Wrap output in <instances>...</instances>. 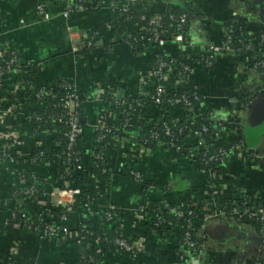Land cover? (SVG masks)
I'll return each instance as SVG.
<instances>
[{
	"label": "crops",
	"instance_id": "obj_1",
	"mask_svg": "<svg viewBox=\"0 0 264 264\" xmlns=\"http://www.w3.org/2000/svg\"><path fill=\"white\" fill-rule=\"evenodd\" d=\"M83 1V11L72 12L68 19H64L62 13L68 2L74 5L75 0H2L0 41L9 44L27 63L42 67L27 77V85L39 88L66 81L86 96L83 104L86 124L82 126V139L85 147L90 148L96 134L92 126L104 108L103 100L109 96L137 95L139 74L149 71L157 58L175 53L178 45L170 43L154 47L144 55H135L133 49L108 27L118 15L120 0L115 6L107 0L102 5H99V0ZM122 2L123 8L135 5L152 15L186 5L193 16L189 20L184 53L199 57L207 55L210 47H217L226 41L224 22L231 16L246 21L249 35L264 31V0ZM43 3L51 17L49 21L38 20L36 15L37 6ZM89 40L92 46L83 48ZM252 49L243 55L217 53L211 69L193 65L190 88L205 98L198 106L200 112L233 123L236 131L232 140H242L244 155L230 152L224 158L219 173L214 172L217 177H212V172L210 175L202 171L199 162L181 157L173 150L154 151L151 156L139 161H128L115 150L108 152V165L116 172L111 180L103 181L105 195L90 212L84 208L74 209L69 227L75 230L78 221L84 219L94 231L103 221V212L114 207L121 212L124 235L143 241V254L139 253L136 257L106 255L104 260L113 264H132L134 261L136 264H252L253 261L264 264V248L259 232L247 221L205 217V224L198 235L204 252L195 262L196 257L178 241V233L168 235L148 230L138 224L135 215V209L153 201H166L177 207L192 205L196 201L204 204L206 214H210L216 206L228 202L247 198L257 205L256 200L264 199V75L257 71V67L253 68L258 56L254 55L255 47ZM9 93L6 90L2 95L8 97ZM248 94L254 95L251 104L239 105L242 96ZM15 95L20 98L22 93ZM27 113L9 120V124L20 137L18 149L27 161L23 169L47 180L50 177L47 165H33L29 160L38 148L37 141L39 150L50 153L58 146L56 138L60 134L34 138L26 122ZM174 114L179 119L183 118L181 111ZM0 129L5 127L2 125ZM212 143L230 148V140L222 130L214 133ZM129 164L144 175L143 182L122 176V166L126 168ZM14 168L0 166V264H79L81 252L74 242L43 238L33 227L10 220V211L29 210L27 203L11 194V187L17 189L19 183L17 175L12 173ZM55 172L59 171L52 168V174L55 175ZM221 172L228 176H223ZM59 184L61 182L55 179L53 186L57 188ZM72 188L80 190L79 184H73ZM41 198L36 210L53 209L59 205V200L63 201L61 207L70 206L74 201V196L66 192L56 197Z\"/></svg>",
	"mask_w": 264,
	"mask_h": 264
},
{
	"label": "trees",
	"instance_id": "obj_2",
	"mask_svg": "<svg viewBox=\"0 0 264 264\" xmlns=\"http://www.w3.org/2000/svg\"><path fill=\"white\" fill-rule=\"evenodd\" d=\"M118 1L119 0H107L106 2L115 6ZM103 2L105 3V0L98 1V3H100L99 5H102ZM77 3L78 1L74 4ZM120 4L118 15L112 23V32L113 34L123 36V41L131 44V48L135 55H144L149 51L148 48L151 45V38L143 33V28L147 26V20L152 14L143 10L139 6L135 7V5L129 6V9L123 12L122 9L124 6L122 5V0H120ZM186 8V5L173 7L170 13L164 15L162 18L161 28L169 30L174 34H187L188 27L178 30L177 24L170 19L171 15L176 18L185 15L189 22L193 15L190 10ZM143 17H146V20H142ZM224 28L227 35L230 36L232 40L235 54L243 55L248 52L251 48L250 46L253 45L255 47L254 55L258 56L254 63L259 65L264 61V31L259 32L254 36L249 35L246 29V21L237 16H231L226 20L224 22ZM225 39H227V37ZM88 43L92 46L90 40ZM253 46L252 48H254ZM186 56L187 54L179 52L175 54V58L179 64L178 70L180 71H183L184 67H186L182 62ZM165 58L166 57L157 58L154 62V66L161 61H165ZM9 61L10 58H0V82L6 77L5 73L7 72V64ZM257 69L259 73L264 74L263 68L258 66ZM28 71L31 75H34L36 73V66L29 63ZM168 84L172 85L173 81L166 82L163 85L166 86ZM63 86L64 82L61 81L56 86H46L42 88L45 91H51V93L57 95L56 99L50 100L45 98H42L41 100L37 99L41 88L25 92L24 95L28 97L32 103H41L45 100L51 103V107L40 115L43 122L54 124L56 126L63 125V123H59L57 120H67L66 114L58 103L60 99H63L69 93H73L74 90L72 86L69 88H63ZM152 92L155 93V88L152 89ZM187 93H185L186 96L190 97V100H194L191 92ZM179 94L167 92L162 97V103L160 105H154L150 98L145 99V103L142 105H138L135 104V102L139 100L136 95L128 96V104L133 105L136 110L134 115L128 114L127 116H124L120 119L118 125L108 123L106 128L107 132L101 130L97 131L94 144L90 148H86L83 139H80L75 148L76 155H74L73 158L81 159L83 170L78 174L76 173L74 176L65 178V180L70 182V186L73 184H79L81 189V194L78 197L77 203L74 205V209L78 210L85 207L95 208L98 206L99 200L105 195V190L102 186L94 187V179L92 178L107 181L110 167L106 156L108 152L115 150L119 144L126 141L128 142V147L145 151H158L162 149L170 150L177 146L188 151L191 150L192 154L200 163V169L202 171L219 173L224 158L230 153L228 149L240 146L242 140L237 138L232 140V126L230 123L219 121L210 113H203L198 116L190 112L186 106L170 104L169 102L177 99ZM77 95L79 96V103L81 105L76 112L79 117V124L84 126L86 122L84 121L83 103L86 101V96L79 91L77 92ZM253 99L254 95L252 94L243 95L239 101V105L247 106L251 104ZM111 102L112 97L109 96L105 98L104 106H109ZM176 111H181L183 118L179 119L175 117L174 113ZM167 129L171 132V136L167 135ZM219 130H222L225 133L226 138L230 140V148L227 149L224 146L220 147L212 143L214 133ZM131 136L135 137L133 142L129 141ZM196 136H199V138L207 143L204 150H199L198 144L194 143V141L187 140L188 138H194ZM56 141H58V146L52 149L50 153H46L43 150H36L29 160L30 163L39 166L42 164H54L59 170H62L61 162L66 159L67 150L63 144L62 135H58ZM173 145L175 147H173ZM236 152L237 154L239 153L238 151ZM222 153H226V155L222 156ZM180 156L188 159L186 153L181 154ZM213 157H215V159H212ZM132 171H136L135 166L129 164L126 168L124 167L121 174L124 177H130ZM55 179L57 178L48 177L47 180H44L34 175L30 178L29 184L26 188L35 187L38 191L37 196H40L43 195L47 186L53 184ZM11 194L17 195L18 198H23L20 196L19 192H17L15 187H11ZM193 203L192 206L186 205L184 207H177L176 205L170 204L168 207H165L162 202L153 201L147 208L149 220L143 225V227L148 230H157L161 234L168 235L173 233V230L178 227V241L189 250V253L192 256L196 257L197 252L188 246V242L200 243L198 235L205 224L206 212L204 204L196 201H193ZM256 203L258 206L264 207V199L261 201L256 200ZM172 209L175 211H172ZM180 213L182 216L179 215ZM33 214V217L29 214L24 217L21 213L10 211L9 218L12 222L27 226L28 228L34 226L36 230H46L47 226L41 224L38 220V212L35 210ZM108 214L109 211L105 210L101 225L95 228L94 231L90 229L84 219H80L77 228L70 231L72 234L75 232L78 233L81 238V245L78 247L81 252L79 255V264H112L113 262L104 260L106 255L114 257L124 254L132 255L125 253L115 244L117 240V225H114L113 221L107 220ZM51 216L52 219L47 222L48 226H60L58 225L60 224V218L62 217L60 209L52 210ZM64 236L65 233L60 230L58 231L56 240L64 242L66 241L63 239ZM260 238L264 239V236L260 235ZM134 241V239H130L129 243L132 244ZM135 262L136 261L132 264H136ZM252 264L258 263L253 261Z\"/></svg>",
	"mask_w": 264,
	"mask_h": 264
},
{
	"label": "built area",
	"instance_id": "obj_3",
	"mask_svg": "<svg viewBox=\"0 0 264 264\" xmlns=\"http://www.w3.org/2000/svg\"><path fill=\"white\" fill-rule=\"evenodd\" d=\"M2 0H0L1 3ZM77 4L72 5L68 2V6L66 10L62 13L64 19H68L72 12H81L84 9V1L83 0H75L74 3ZM100 1V0H99ZM129 6H126L122 9L123 12L127 11ZM171 10L153 14L147 20V26L143 28V33L148 35L151 38V45L148 48L150 49L154 47H164L171 44H177V50L175 53L166 55L165 61H161L156 66H153L147 71L146 73L139 74L140 75V88L138 90V94L136 95L139 100L135 102V104L142 105L145 103V99H151L154 105H160L162 103V97L167 93H183L179 94V97L174 101L169 102L170 104L174 105H183L188 108V110L196 115H201L203 113L200 112L198 106L202 104L204 101V97L200 95L196 90L190 88V81L192 80V72H193V65L195 66H204L210 67L212 65L214 55L217 53H224L226 55L235 54V49L232 44V40L230 36L226 35L227 39L221 45L217 47H210L208 49L207 55L203 57L195 56L192 54H188L186 58L182 61L186 67H184L183 71L178 70V62L175 58V54L184 53V48L186 47L187 43V34H174L173 32L162 29V18L164 15L169 14ZM36 15L38 20L43 19L44 21H49L51 19L49 13L46 10L45 4H40L36 8ZM170 19L177 24V29L182 30L184 27H188L189 22L185 15L180 16L178 18L174 16H170ZM142 20H146V17H143ZM3 22V17L1 16L0 12V24ZM112 28V25L108 26ZM161 28V29H160ZM68 30L72 31L71 27L67 28ZM1 31H0V39H1ZM121 40L123 41V36L118 35ZM86 40V38H85ZM125 42V41H124ZM131 47L129 42H125ZM90 46L88 44L83 45L84 47ZM0 58H10L9 63L7 64V72L5 73V79L0 82V127L3 125L5 129H0V166L4 168H14L13 172L19 178V183L17 187V192H19L20 198L23 202L27 203L29 210L18 212L23 214L25 217L27 214L33 217V213L35 212L38 205L41 204V197H56L59 193H69L70 195L74 196V201H71L70 206L61 207L63 201L59 200V205L52 208H44V210H36L38 212L39 221L41 224L47 226L46 230H38L43 238L56 240V236L58 231L62 230L65 233L64 240L72 241L74 244L79 247L81 245V238L78 233H71L72 230L69 227V220L70 215L74 211V205L78 201V197L81 194V189H74L70 186V182L65 180L66 177H71L82 172V161L79 158H73L76 155L75 148L80 139L82 138V126L79 124V117L77 114V109L81 105L79 103V96L77 95L78 90L76 89L75 85L72 83L64 82L63 88H69L70 86L73 87L74 92L67 94L63 99L59 100L58 105L63 109L64 113L67 116V120H57L59 123H63V125H49L47 122H43L41 118V113L45 112L48 108L51 107V103L47 100L41 103H32L31 100L26 97L24 94L27 91H34L38 88L34 86L27 85L28 76L30 73L28 71V64L26 61L21 59L22 57L20 54L12 50L9 44L6 42L0 41ZM260 66L264 69V61L261 64H256L253 68ZM42 67L40 65L36 66V70H40ZM264 75V74H263ZM173 81V84L164 86V83H168ZM41 88L40 93H38L37 99L41 100L42 98L45 99H56L57 95L51 93V91H45ZM155 88V93L152 92V89ZM7 90L8 97H3L2 93H5ZM65 90V89H64ZM63 91V90H62ZM191 92V95L194 97V100H190V97H187L185 93ZM16 93H22L20 98H17L15 95ZM188 94V93H187ZM122 96V95H121ZM121 96H114L112 97V102L109 106H104L101 114L99 115L97 121L92 126L95 133L99 130L107 132V124L113 123L118 125L120 123V119L124 116L134 115L136 110L133 105L128 104L127 97ZM105 100V99H104ZM103 100V101H104ZM61 102V103H60ZM84 104V103H83ZM27 113L26 122L28 126L32 129L31 134L34 138L39 139L38 137L41 136H54L55 134H60L63 136V144L67 150L66 159H64L62 164V170L53 165L49 164L46 166L48 168V176L56 177L61 184L59 187L55 188L53 184L47 186L46 190H44L43 195L37 196L38 191L35 187L26 188L29 184L30 178L34 176V174H29L23 166L26 164V158H24L22 152L20 151L19 145L21 144L19 135L13 131L11 124H9V120H14L22 115ZM177 120V119H176ZM228 122V121H227ZM230 123V122H228ZM231 135H233L236 131V126L232 125ZM206 131V130H203ZM167 135L171 136V132L167 129ZM135 137H130L129 141H134ZM188 141H194V143L198 144L199 150H204L207 146V143L196 136L194 138H188ZM126 142H122L118 145L115 151H121L122 156L128 161H139L143 160L152 155L154 151H145L140 149H133L128 147ZM36 145H38L37 150H39V141H37ZM173 147H175L173 145ZM173 150L178 154H187L188 159H193L194 161L198 160L192 154L191 150L182 149L181 147H176ZM230 152L238 151V155L242 156L244 153L242 152L241 145L238 147H231L228 149ZM241 152V154H240ZM237 153V152H236ZM243 153V154H242ZM226 155V153H222V156ZM212 159H215L213 157ZM124 165L122 168L124 169ZM52 168H55L56 171L59 172L55 175L52 174ZM122 170V169H121ZM54 172V170H53ZM116 169L110 167L109 175L107 176V181L111 180L115 175ZM211 175L212 173L209 172ZM54 175V176H53ZM217 173L212 174V177L216 176ZM218 176V175H217ZM216 176V177H217ZM130 178H133L136 182L141 183L144 180L143 175L140 171H132L130 174ZM94 179L93 186H102L103 181ZM107 185V183H106ZM71 187V188H70ZM49 189V190H48ZM62 191V192H61ZM216 194V192L214 193ZM217 195V194H216ZM165 207H168L170 204L166 201L162 202ZM45 206V205H44ZM149 204L141 206L139 209H135L136 211V221L138 224H142V226L148 222L149 218L147 215ZM192 206V205H191ZM60 209L62 212V217L60 218V226L54 227L52 225L48 226V223L52 218L51 211L54 209ZM88 212L92 211L93 208L85 207ZM109 214L107 215V220L113 221L114 225H117V240L115 244L121 248L125 253L132 254L133 256H137L139 253L143 254V246L142 240L136 239L132 244H130L129 237L125 236L122 226V218L121 212L114 207H110L107 209ZM172 211H175L172 209ZM104 213V212H103ZM182 216V214H179ZM218 218L220 220H244L250 223L253 227H256L259 234L264 236V207L258 206L250 199L244 198L240 199L239 201L235 202H228L221 205L216 206L215 211L211 212L210 214H206V218ZM34 229L35 227L32 226ZM179 228L176 227L173 232L177 233ZM261 245L264 248V239L260 238ZM188 246L197 252V256L195 258V262H198L200 257L204 252V246L201 243H193L188 242ZM113 264V263H112ZM260 264V263H259Z\"/></svg>",
	"mask_w": 264,
	"mask_h": 264
},
{
	"label": "rangeland",
	"instance_id": "obj_4",
	"mask_svg": "<svg viewBox=\"0 0 264 264\" xmlns=\"http://www.w3.org/2000/svg\"><path fill=\"white\" fill-rule=\"evenodd\" d=\"M251 47V46H250ZM250 50H251V48H250ZM211 68H213L212 67V65L210 66V67H208V69H211ZM216 119V118H215ZM218 120V119H217ZM220 121V120H219ZM240 154H241V152H240ZM243 154V153H242ZM119 156H121L122 157V152L121 151H119ZM255 157V156H254ZM222 173V175L223 176H225V177H227L228 175H226V173H223V172H221ZM34 230H36V229H34Z\"/></svg>",
	"mask_w": 264,
	"mask_h": 264
}]
</instances>
